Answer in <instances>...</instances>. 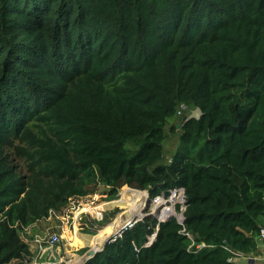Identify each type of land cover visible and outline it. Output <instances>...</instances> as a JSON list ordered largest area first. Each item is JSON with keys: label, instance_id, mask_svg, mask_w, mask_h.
<instances>
[{"label": "trees", "instance_id": "trees-1", "mask_svg": "<svg viewBox=\"0 0 264 264\" xmlns=\"http://www.w3.org/2000/svg\"><path fill=\"white\" fill-rule=\"evenodd\" d=\"M196 108L164 162L168 119ZM12 140L37 146L38 175L0 164V264H30L23 229L96 183L176 191L184 221L146 216L85 264H248L224 247L254 255L264 227V0H0Z\"/></svg>", "mask_w": 264, "mask_h": 264}, {"label": "rangeland", "instance_id": "rangeland-1", "mask_svg": "<svg viewBox=\"0 0 264 264\" xmlns=\"http://www.w3.org/2000/svg\"><path fill=\"white\" fill-rule=\"evenodd\" d=\"M188 111H192L186 109L183 114ZM178 118L177 119H168V123L165 127V140L163 142V161L168 162L171 160L174 152L177 150L178 147V134L180 130V126L178 125ZM181 125V124H180ZM176 126L174 129L173 127ZM32 132L36 138L44 139V136H49V131L39 122H35L32 126ZM37 146H34V143L30 141H20V140H12L10 144H5L0 146V164L9 168L12 172H14L19 178L24 179L25 181L31 182L34 180L37 174V168L34 165V159L36 158L34 155ZM33 158V160H32ZM128 186H123L116 195H108V187H105L101 183H96V185L91 184L88 187L81 188L86 194L79 196V194H73V196L68 197L67 203L65 207L62 208L61 211L54 213L57 216H60L62 212L68 207L69 205V198L75 201H81L82 206L87 209L89 212L86 214H82V219L78 221V223L73 228L76 234L73 233L70 236L69 230L66 231V240L72 243L60 242L58 248L60 249V256L64 263L61 264H76L80 261L82 256L92 248L91 241L95 238L99 231H101L106 225L112 224L114 226V220L120 214L127 212L128 207L125 201H122V194L126 189H129ZM133 189V188H130ZM140 192H145L146 190H138ZM135 199L132 201L131 205L134 209L140 210L144 205L142 202L141 194L136 193ZM96 196V197H95ZM175 197L178 198V193L176 192ZM92 198L95 199L94 202ZM165 200L168 199L164 198ZM154 199H146L144 209L142 210L141 214L144 215H151L150 207L151 203H153ZM93 202V203H92ZM77 205V202H75ZM102 207L104 212L102 215V219H96L94 217V209L96 207ZM160 206V205H159ZM170 202L166 203L165 207H170ZM176 215H179L183 210V204L180 201H176L173 205ZM70 210V209H69ZM159 214V210L155 211L151 216L157 218L160 216L155 215ZM118 221V220H117ZM58 225V219L54 216L47 220L44 218L42 220L37 221L35 224L31 225L30 231H22L20 234L21 237L26 241H30L33 239L34 236H44L45 232L50 229L51 233H56L57 229L56 226ZM77 236V237H76ZM79 239V244L76 245V239ZM74 243V246L72 244ZM36 258L35 255L32 257V261L30 264L37 263L35 262ZM75 262V263H74ZM14 264V263H11Z\"/></svg>", "mask_w": 264, "mask_h": 264}, {"label": "built area", "instance_id": "built-area-1", "mask_svg": "<svg viewBox=\"0 0 264 264\" xmlns=\"http://www.w3.org/2000/svg\"><path fill=\"white\" fill-rule=\"evenodd\" d=\"M176 195V191L174 193V197ZM96 197V196H95ZM163 198V196H158L153 198L154 201L153 203H151V207H150V211H151V215L159 210V214H161V212L164 210V208H166V203L164 205H157V200ZM95 199L92 198V201L94 202ZM69 205L68 207L62 212V214L60 216H57L54 211L50 210L49 211V215L47 216V220H50L53 216L58 219V225L56 226L57 232L56 233H49L50 229H48L44 236H39L33 237V243H35L38 246L39 249V253H41L45 247L46 249H54L62 240V234L64 232H66L67 230H72L74 225H76L78 223V221H80L82 219V214H86L89 211L87 209H85L82 204L81 201H75L72 200L71 198H69ZM75 202H77V205H75ZM92 202V203H93ZM70 209V210H69ZM103 208L102 207H96L94 209V217L98 220V219H102V215H103ZM159 214H155V215H159ZM150 215V214H149ZM136 222H128L126 227L124 228V230L131 228ZM30 227L24 228V231L29 230ZM117 236H120V233L117 234ZM153 237V235H151V238ZM257 240L259 243L264 244V227H260L259 228V232H258V237ZM25 241V240H24ZM202 248H212V246H206L205 244H200L198 246V249H202ZM225 250L228 251L229 253V258H228V262L231 263H248L249 259H253L254 260V264H256L255 261V257L256 255H243L241 253H238L234 250H232L231 248H227L224 247ZM35 264V263H33ZM264 264V263H263Z\"/></svg>", "mask_w": 264, "mask_h": 264}, {"label": "crops", "instance_id": "crops-1", "mask_svg": "<svg viewBox=\"0 0 264 264\" xmlns=\"http://www.w3.org/2000/svg\"><path fill=\"white\" fill-rule=\"evenodd\" d=\"M125 191H127V189ZM136 195H137L136 192L133 193L130 191H127V192L122 194V199H121L122 201H124V198L126 196H128V197H126L127 199L125 201L127 204V207H128L127 212L117 216V218L114 220V226H112V224L111 225L108 224L101 231H99L98 235L95 238H93L91 241V244H93V248L96 246V243L98 245L101 244L103 239H105L109 235L113 234L114 232L118 231V229L120 228L119 226L122 227L126 222H128L130 220V210L134 209V208H132L131 203L135 199ZM74 227H75V225H74ZM30 229H31V227L29 228V231H30ZM69 231H71L69 233L70 236L76 232L75 230L73 231V229L69 230ZM61 236H62V240L60 242L63 241V242H66L67 244L72 243V242H68L66 240V238H67L66 232H64ZM36 237H39V236H35V238ZM76 237L74 239H76ZM76 240L77 241L75 244L78 245L80 241L78 238ZM27 243L29 245V248H30L32 254L35 255V258H36L35 262H37L36 264H61V263L65 262L64 260H62V257L60 256L61 255L60 249L58 248V245L60 243L54 249H48V248L46 249V247H45V249L41 253H39L38 246L35 243H33V239L28 241ZM72 246H74V243L72 244ZM254 255H256V256H254L256 264H263L264 263V244H261V243L258 244V251ZM71 263L72 262H70L69 264H71ZM65 264H67V263H65Z\"/></svg>", "mask_w": 264, "mask_h": 264}, {"label": "water", "instance_id": "water-1", "mask_svg": "<svg viewBox=\"0 0 264 264\" xmlns=\"http://www.w3.org/2000/svg\"><path fill=\"white\" fill-rule=\"evenodd\" d=\"M201 116H202V112H201V110H200L199 108H196V109H194V110H192V111H188V112H186L185 114L181 115V116L178 118V122H179V124L177 125V127H179L180 124H182L183 122H186V121L191 120V119L199 120V119L201 118ZM145 193H146V196H147V198H148V197H149V193H148V191H145ZM174 193H175V191L171 192L170 195L168 196V199L165 200V201H166V202H169V199L174 197ZM182 193H183V191H182ZM163 198H164V197H163ZM146 216H149V215L141 214V216H140L139 218H137V219H135V218H134V219H131V220L128 221V222H130V223H132V222H134V221H135V222H138V221H141L142 219H144ZM171 218H174V219L177 221L178 224H182L183 221H184V215H183V212H181L179 215H172V216H169V217L165 218L164 220H161V219H159V218H156V219H157L158 223L161 224V223H164V222L168 221V220L171 219ZM128 222H126V223L121 227V229L119 230V232H117L116 234L110 236V237L104 242V244H103L100 248H98V249H94L93 247L90 248V249H89V250H88V251L82 256V258L80 259V261H79L77 264H85V262L88 261L89 259H91L96 253L102 251L103 248H104V246H105V244H106L107 242H110V241H111V238H113V237L115 238V237L117 236L118 233H121V232L124 230V228L126 227V225H127ZM158 228H159V225H157V228H156V231H155V233H154L153 238L147 243L146 246H149V245L154 241L155 236H156V232L158 231ZM248 264H254V260H253L252 258L249 259Z\"/></svg>", "mask_w": 264, "mask_h": 264}, {"label": "bare ground", "instance_id": "bare-ground-1", "mask_svg": "<svg viewBox=\"0 0 264 264\" xmlns=\"http://www.w3.org/2000/svg\"><path fill=\"white\" fill-rule=\"evenodd\" d=\"M127 191H130V192H136V193H139V194H141V197H142V202H143V204L145 205V202H146V196H145V193L144 192H140V191H137V190H133V189H127ZM127 191H124V193L125 192H127ZM126 197H128V196H126ZM124 198V201H126V199L127 198ZM169 202H170V204H171V206L170 207H166V208H164V210L161 212V214H159V216H160V218L159 219H161V220H164L165 218H167V217H169V216H172V215H176V212H175V210L173 211V209H174V207H173V205H174V203H176V197H173V198H170L169 199ZM157 205H164L165 203H166V201H165V199L164 198H160V199H158L157 200ZM144 205L142 206V209H140V210H136V209H133V210H130V220L131 219H134V218H139L140 216H141V213H142V210L144 209ZM133 208V207H132ZM175 212V213H174ZM129 220V221H130ZM120 223V222H119ZM120 228L118 229V231H116V232H114L113 234H111V235H109L108 237H106L105 239H103V241L101 242V244H97L96 243V246L94 247V249H98V248H100L103 244H104V242L110 237V236H112V235H114V234H116L117 232H119V230L121 229V226H119ZM92 247H93V244H92Z\"/></svg>", "mask_w": 264, "mask_h": 264}, {"label": "clouds", "instance_id": "clouds-1", "mask_svg": "<svg viewBox=\"0 0 264 264\" xmlns=\"http://www.w3.org/2000/svg\"><path fill=\"white\" fill-rule=\"evenodd\" d=\"M133 190H135V189H133ZM158 218V217H157ZM135 219H137V218H135ZM153 236H154V234H153ZM117 237V236H116ZM114 238V237H113ZM153 238V237H152ZM151 238V236L148 238V242L152 239Z\"/></svg>", "mask_w": 264, "mask_h": 264}]
</instances>
